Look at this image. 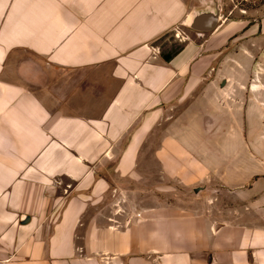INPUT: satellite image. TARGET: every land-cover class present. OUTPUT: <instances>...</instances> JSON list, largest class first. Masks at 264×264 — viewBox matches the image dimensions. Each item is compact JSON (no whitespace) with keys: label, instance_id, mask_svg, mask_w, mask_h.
Returning a JSON list of instances; mask_svg holds the SVG:
<instances>
[{"label":"crops","instance_id":"obj_1","mask_svg":"<svg viewBox=\"0 0 264 264\" xmlns=\"http://www.w3.org/2000/svg\"><path fill=\"white\" fill-rule=\"evenodd\" d=\"M195 13L0 0L1 264H264L247 94L180 36Z\"/></svg>","mask_w":264,"mask_h":264},{"label":"rangeland","instance_id":"obj_2","mask_svg":"<svg viewBox=\"0 0 264 264\" xmlns=\"http://www.w3.org/2000/svg\"><path fill=\"white\" fill-rule=\"evenodd\" d=\"M185 1L190 13L220 11L221 21L215 32L197 34L190 29H184L180 36L182 39L189 38L198 42L213 37L212 51L218 54L213 64L214 69L220 68V60L224 57L225 74L234 81L235 89L232 91L247 94L248 155L261 157L264 162V147L261 146L264 145V0ZM142 184L143 182L130 183V190L135 191L130 194V200L142 205L146 197L149 199L145 201L147 204H155L154 198L145 195L148 193H141ZM178 198L177 203L189 204L184 196ZM168 199L176 201L173 195H168Z\"/></svg>","mask_w":264,"mask_h":264},{"label":"water","instance_id":"obj_3","mask_svg":"<svg viewBox=\"0 0 264 264\" xmlns=\"http://www.w3.org/2000/svg\"><path fill=\"white\" fill-rule=\"evenodd\" d=\"M221 21L220 11L196 12L190 22V29L198 34L215 32Z\"/></svg>","mask_w":264,"mask_h":264},{"label":"trees","instance_id":"obj_4","mask_svg":"<svg viewBox=\"0 0 264 264\" xmlns=\"http://www.w3.org/2000/svg\"><path fill=\"white\" fill-rule=\"evenodd\" d=\"M167 58V57H166ZM167 60H169V57L167 58Z\"/></svg>","mask_w":264,"mask_h":264},{"label":"built area","instance_id":"obj_5","mask_svg":"<svg viewBox=\"0 0 264 264\" xmlns=\"http://www.w3.org/2000/svg\"><path fill=\"white\" fill-rule=\"evenodd\" d=\"M1 264V263H0Z\"/></svg>","mask_w":264,"mask_h":264}]
</instances>
